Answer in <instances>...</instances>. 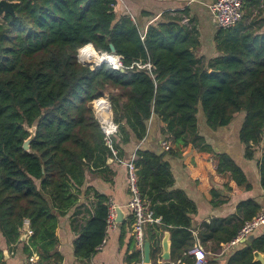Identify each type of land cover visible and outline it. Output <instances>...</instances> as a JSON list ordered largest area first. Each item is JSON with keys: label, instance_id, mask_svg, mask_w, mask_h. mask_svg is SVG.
I'll return each mask as SVG.
<instances>
[{"label": "trees", "instance_id": "trees-1", "mask_svg": "<svg viewBox=\"0 0 264 264\" xmlns=\"http://www.w3.org/2000/svg\"><path fill=\"white\" fill-rule=\"evenodd\" d=\"M3 1L15 4L14 14L0 19V260L3 244L10 248L21 243L29 223L31 236L23 252L37 254L45 264H58L54 250L60 221L83 205H78L81 197L90 193L96 203L80 227L74 254L90 259L105 240L110 199L86 186L90 174L109 182L113 173L108 160L115 156L94 111V101L106 96L119 127L112 146L118 159L127 158L133 142L146 139L149 123L158 118L165 125L161 132L169 144L167 156L182 157L184 150L197 148L201 163L213 159L226 189L232 190L230 181L241 190L250 188L230 157L206 146L198 113L201 109L213 131L244 113L240 139L252 158L253 146L264 140V36L244 32L241 23L219 30L215 37L219 56L205 62L198 56L199 30L183 23L178 14L163 16L145 31L135 18L118 15L116 0ZM110 44L122 58L121 69L81 63L88 50L109 54ZM138 63L150 64L151 69L138 68ZM35 125L36 137L26 152L23 145ZM135 156L142 198H148L149 209L171 231L173 258L177 251L188 253L192 242L188 214L195 205L181 193L167 194L173 177L165 156L142 148ZM193 166L198 167L197 160ZM260 176L264 190V159ZM212 193L218 197L215 190ZM154 194L164 195L153 198ZM172 198L177 203L156 205L157 200L165 203ZM239 212L243 227L262 208L250 200ZM207 227L206 240L230 232L214 224ZM241 228L236 225L223 242H233ZM157 232H149L150 241ZM255 235L256 231L252 244L237 250L228 264H260L254 261V252L264 253V234ZM140 257L136 250L131 260Z\"/></svg>", "mask_w": 264, "mask_h": 264}, {"label": "crops", "instance_id": "crops-1", "mask_svg": "<svg viewBox=\"0 0 264 264\" xmlns=\"http://www.w3.org/2000/svg\"><path fill=\"white\" fill-rule=\"evenodd\" d=\"M116 12L119 16L128 15L135 18L142 28L147 31L149 26L162 21L165 15L178 14L184 20L186 25H195L200 33L201 47L198 56L205 62L215 59L219 56L215 37L219 31L213 22L209 5L215 0H116ZM151 16L144 17L143 13ZM1 19V17H0ZM244 28V32L254 33L257 36H264V0H248L243 17L239 22ZM244 113L235 115L233 121L228 126L213 131L207 125L202 110L198 113L199 133L205 139L206 146L211 148L217 154H224L230 157L233 162L241 169L245 175L250 188L241 190L234 181H230L229 187L225 188V179L217 174L216 164L213 159H204L201 163V154L197 148H188L184 150L182 157H170L166 155L168 144L162 129L165 127L162 121L154 118L149 123V131L146 139L141 143L133 142L130 147L128 158H132L135 152L142 148L144 150L155 151L159 156H165L169 162L173 184L167 190V194L181 193L186 196L194 205L195 211L188 214L191 220V227L188 228L192 235L191 246L200 245L206 255L208 264H228L229 258L246 243L232 245L223 242L228 234L237 225L242 227V216L239 207L246 201H255L264 212V190L261 186L260 164L264 159V140L253 146L255 154L252 158L247 157V147L241 142L240 131L245 120ZM169 146V144H168ZM197 160L198 167L193 166ZM112 174L108 176L109 182L101 175L90 174L87 180L86 188H93L100 194L106 195L117 206V227L113 231L107 232L105 241L97 248L96 253L87 260H81L74 254V242L79 238L80 227L90 216L93 203H96L93 193L86 198L81 197L79 204L72 208L60 221L56 230L58 244L54 250L58 264H136L131 260L132 254L137 250L133 236V216L128 207L130 201L128 173L124 164H119L112 159L108 161ZM215 190L218 197H214L212 191ZM158 195L154 194L153 198ZM173 199V198H172ZM145 204L148 211L156 219L152 223L145 224V241L149 240L152 246L151 262L148 264H188L194 263V257L186 252L177 251L173 258L172 234L162 223L161 217H156L155 212L150 207V201L145 198ZM158 206L168 207L171 203H177L174 199L163 203L156 201ZM78 213V214H77ZM119 220V221H118ZM215 225L224 227L229 233H222L217 240H206L204 234L210 233L207 226ZM157 229L158 232H157ZM156 231L157 238L153 241L149 239V232ZM21 243L7 248L3 244V260L0 264H27L29 258L23 252V245L29 242L31 236L29 223L25 224L22 231ZM169 233L171 242V260L162 259V242L165 234ZM264 234V225L256 231L255 236ZM249 238V237H248ZM160 249L159 253L155 250ZM37 255V254H33ZM32 256V255H31ZM144 256V253H143ZM142 257V254H141ZM140 257V259H141ZM139 259V260H140Z\"/></svg>", "mask_w": 264, "mask_h": 264}, {"label": "built area", "instance_id": "built-area-1", "mask_svg": "<svg viewBox=\"0 0 264 264\" xmlns=\"http://www.w3.org/2000/svg\"><path fill=\"white\" fill-rule=\"evenodd\" d=\"M248 0H215L209 5L210 12L212 14L213 22L219 30H227L234 28L239 24L243 17L244 9ZM111 65L115 70L121 69L122 63L119 61L118 65ZM138 68L151 69L150 64L142 65L136 64ZM98 67V66H97ZM133 68V67H132ZM94 111L97 120L100 123L101 129L105 134V140L107 145L112 149L115 156V161L120 164H124L128 173V185L130 193V201L128 204L129 209L133 216V236L138 247V250L142 254V257L136 264H147L144 262V245H145V224L159 221L153 214H151L146 208L145 201L142 198L139 188V181L137 175V168L134 164L136 156H132L130 160L124 162L122 159H118L117 153L113 150V137L118 133V125L115 124L112 117L111 102L108 96L100 98L94 101ZM264 136V126H263ZM168 148V144H164ZM107 232L113 231L117 227V206L109 200L108 203V215L106 219ZM264 225V212L262 211L251 221L246 222L238 233L237 238L232 242V245L242 243L243 240L250 237L255 231L260 229ZM105 241V240H104ZM189 255L194 257L193 264H208L206 255L200 245L193 247L189 252ZM27 264H45L41 262L38 255L29 256ZM56 264V263H51Z\"/></svg>", "mask_w": 264, "mask_h": 264}, {"label": "water", "instance_id": "water-1", "mask_svg": "<svg viewBox=\"0 0 264 264\" xmlns=\"http://www.w3.org/2000/svg\"><path fill=\"white\" fill-rule=\"evenodd\" d=\"M14 4L15 3H11V2H7V1H3V0L0 1V17H2L4 14H7V13L14 14V8H13ZM109 54L117 56L119 61L122 60V58L120 56H118L117 51H116L113 44H110V53ZM81 63L85 66L91 67V65L89 66V63L88 64L83 63V62H81ZM103 64H111V63L105 61V62H101V63L97 64V66L100 67ZM121 71H123V70H121ZM36 131H37L36 125L28 130L30 137L25 141V143L23 145V149L26 152H30V145H31V142L36 137ZM108 161L111 162L112 159H109ZM253 239H254V237L250 236L249 238L243 240L242 243H246L248 246H250L252 244ZM162 248H163L162 259L164 261H170L171 260V242L169 240V233L165 234L164 240L162 242ZM151 252H152L151 243L149 242V240L146 239L145 245H144V262L147 264L151 262ZM4 253L7 254V251H5ZM254 261L259 262L260 264H264V253H261L259 251H255L254 252Z\"/></svg>", "mask_w": 264, "mask_h": 264}, {"label": "bare ground", "instance_id": "bare-ground-1", "mask_svg": "<svg viewBox=\"0 0 264 264\" xmlns=\"http://www.w3.org/2000/svg\"><path fill=\"white\" fill-rule=\"evenodd\" d=\"M84 63H101V62H109L113 65H118L119 60L117 56L111 55V54H104V55H99L97 54L94 50H88L85 55H84Z\"/></svg>", "mask_w": 264, "mask_h": 264}, {"label": "rangeland", "instance_id": "rangeland-1", "mask_svg": "<svg viewBox=\"0 0 264 264\" xmlns=\"http://www.w3.org/2000/svg\"><path fill=\"white\" fill-rule=\"evenodd\" d=\"M98 54V53H97ZM103 55V54H102ZM78 57H79V52H78ZM79 59V58H78ZM80 60V59H79ZM98 63H89V66H97ZM112 117H113V113H112Z\"/></svg>", "mask_w": 264, "mask_h": 264}]
</instances>
